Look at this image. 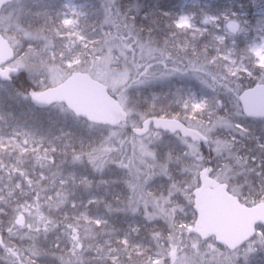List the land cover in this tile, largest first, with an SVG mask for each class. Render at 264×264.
<instances>
[{"label": "rangeland", "instance_id": "1", "mask_svg": "<svg viewBox=\"0 0 264 264\" xmlns=\"http://www.w3.org/2000/svg\"><path fill=\"white\" fill-rule=\"evenodd\" d=\"M184 1H181L175 13L162 12L148 6L146 11L138 12L139 19L134 23L136 29L130 23V17L124 14L125 9V12L128 9L133 12L141 9L132 0H53L52 10L48 9L43 0H15V6L12 8L16 11L18 7H22L23 2L24 6L35 7L38 10L36 14H31L30 9H27L25 15L41 17L46 25V31L53 36L58 46L57 50L49 46L37 49L35 54H39L40 58H36L34 64L27 60L30 58L25 54L15 55L9 64L10 68L18 71L16 75L21 72L37 87L38 91L30 92L38 93L39 90L56 86L73 72H85L106 85L109 92L124 107L121 100L123 94L129 87H136L138 82L135 80L141 76L131 75L138 69L136 66L138 63L144 64L142 72L144 79L150 85L156 81L169 83L166 81L173 77L178 78V83L184 80L187 84H194L193 87L197 91L186 84L187 89L184 88L183 91L179 88L174 96L167 99V102L180 104L179 110L186 115L185 124H182L198 131L206 138L205 146L177 133L162 135L153 130L142 137L135 136L131 131V134L124 138H121L124 135H119L118 131H116L117 136L115 132H110L108 140H104L106 142L103 144L104 147L102 146V149H109L115 138H119L114 147L115 153L117 150L122 151L123 154L120 155L125 156L132 175L135 173L136 178H139L140 174L144 176L143 180L136 179L132 182L134 195L143 197L148 206L149 204L152 206L151 211L156 217L169 213L170 203L173 207L179 199L193 197V190L200 185V173L206 167H210V177L221 184L229 185L234 193L238 192L233 181L238 176L231 174L234 171L232 158L237 156L234 149L236 136L233 133L241 130L234 123H227L225 119L211 121L208 117L210 113L205 110L208 107L211 110L208 99L213 98L220 90L222 93L230 94L239 106L238 97L244 90L239 87V80L246 82L255 79L259 81L256 84L264 82V0H223L218 14L210 12L214 0H204L202 3L196 0L187 3ZM1 13L0 31L12 48L18 42L14 44L11 41V38L16 39L9 34L13 26L20 33L18 38L23 34L27 38L40 41L36 31L26 33L20 25H16L18 22L16 18L15 25L14 22L10 25L11 14L6 10L3 12L1 10ZM159 24L174 28L176 38L172 43L180 51V55L184 50L186 51L185 48H188L189 43H193L190 47L192 51L196 50V46L200 52L190 63L174 67L172 72L175 75L173 73L170 75L165 69L163 62L166 61V57L162 56L163 48L157 46L156 42L140 40L137 35V28L140 25L143 30L150 32ZM157 41L159 45H164L163 41ZM191 56L192 54L185 59L188 60ZM39 68L42 70L40 71ZM13 76L15 75L10 74L8 79H13ZM130 81H133L132 84ZM214 105L212 104L213 107ZM125 110L130 116L131 129L139 128L144 120L135 117V112ZM221 133L230 136L228 141L220 139ZM101 141L103 142V139ZM53 143L54 141L41 133L36 125L18 120L0 107V171L11 167L13 163L10 164L9 161L15 162L22 157H29L32 160L28 164L31 167L30 178H18L20 181L15 182L14 185L17 190L8 191L6 188L8 181L0 179V205L5 204L10 207L13 201L8 198L15 193L25 199L27 194L32 195L33 187L37 188L34 198L43 199L46 188L39 185L42 181L47 183L48 189L56 185L59 188L65 187L66 181L61 180V176L50 179L48 167L42 164V161L53 151ZM173 144L180 147L179 151L182 152V163L185 165L184 178L188 186L177 187L175 196L171 200L164 195L147 196L148 191L161 187L164 184L163 179H167V175L171 174L166 161L161 159L160 150L163 153L165 148ZM208 146L216 156L223 155L228 162L222 164L219 170H214L216 173L220 171V174L223 172L226 179L214 174L211 164L210 166L205 164L207 158L202 156L201 147L208 150ZM4 211L7 210L2 208L0 214ZM21 214L24 215L22 212L14 214L10 220L16 224V219ZM88 215L86 210L81 218L87 221L90 219ZM25 216L22 227L26 226ZM104 216V214L94 216L93 220L99 224L104 221L102 218ZM183 217H185L183 212L182 215H175V218H179L176 222L177 229L182 230L178 231V236L167 238V244L159 245L164 255H155L154 261L164 257L165 263L161 264H264L263 232L257 231L249 243L230 252L216 244L213 239L201 241L191 232L195 220L184 223ZM127 231L136 233V227L129 225ZM182 231L185 233L184 236H180L183 234ZM175 241H180L181 245L177 247ZM99 250L110 259L115 253L108 242Z\"/></svg>", "mask_w": 264, "mask_h": 264}, {"label": "trees", "instance_id": "2", "mask_svg": "<svg viewBox=\"0 0 264 264\" xmlns=\"http://www.w3.org/2000/svg\"><path fill=\"white\" fill-rule=\"evenodd\" d=\"M52 1L43 0L51 10L54 9ZM132 1H135L141 9L136 12L129 9L125 12V9L124 14L130 17V23L135 27L134 23L139 19L138 12L146 11L148 6L162 12L175 13L182 0ZM203 1L200 0V2ZM222 1L214 0L210 12L218 14ZM14 2L15 0H10L2 8V12L6 10L8 14H11L10 25L12 22L15 25L16 18L18 20L16 25H20L26 33L36 31L37 38L40 39L35 41L23 34L18 38L20 33L13 26L9 34L16 38L15 40L11 38L14 44L18 41L13 48L15 55L25 54L30 58L27 60L33 63L36 62V58H40L35 51L42 46L57 50L58 46L53 36L46 31L42 18L25 15L27 9H30L31 14H36L38 10L33 6H24L23 2L22 7H18L15 11L12 9L15 6ZM141 26L137 28L138 38L156 42L157 46L163 48L162 56L166 57L163 64L170 75L172 73L175 75L172 72L174 67L184 66L200 54L196 46V50L192 51L190 47L193 43H189L188 48H185L186 51L184 50L180 55V51L172 43V40L176 38L174 28L159 24L147 32ZM0 33L2 34L1 31ZM157 40L163 41L164 45H159ZM190 54L192 56L188 60L185 59ZM136 66L138 69L131 75L141 76L135 80L138 85L129 87L123 94L121 100L124 110L135 112V117L141 120L164 117L176 119L185 124L186 115L179 110L180 104L178 105L177 102L169 104L167 99L174 96L179 88L183 91L184 88L187 89L185 87L187 83L184 80L178 83V78L173 77L166 81L169 83L156 81L150 85L144 79L142 72L144 64L138 63ZM132 82L130 81V84ZM257 82L259 81L255 79L246 82L239 80V87L245 90ZM187 85H191V88L197 91L193 83ZM31 90L38 91L34 83L21 72L7 82H0V107L18 120L33 123L41 133L54 141L53 151L42 161V164L48 167L50 179L61 176V180H65L66 185L64 188L52 185L54 187L48 189L47 183L42 181L39 185L46 188L43 199L34 198L37 188L33 187L32 190L30 189L32 195L27 194L25 199L22 195L15 193L8 198L13 201L10 207L5 204L0 205V210L2 208L7 210L0 214V264H10V262L11 264L165 263L164 257L154 261L155 255H164L159 245L167 244V238L178 236V231L182 230L177 229L176 222L179 218H175V215H182L183 212L184 223L195 219L192 197L179 199L173 207L170 203V212L156 217L151 211L152 206L150 204L148 206L142 196L140 198L134 195L132 182L136 179L143 180L144 176L140 174L139 178H136L135 173L132 175L125 156L120 155L123 154L122 151L117 150L115 153L114 147L119 138H115L109 149H102L106 142L104 140H108L110 132H115L117 136L116 131H118L119 135H124L121 138L131 134L130 116L127 114V125H123L77 118L60 103L46 108H35L29 101L28 95ZM110 94L115 97L112 93ZM208 100L211 110L208 107L205 111L210 113L208 117L211 121L225 119L227 123L232 122L241 130L233 133L236 136L234 149L237 156L232 158L234 171L231 174L238 176L233 180L238 192L234 193L235 191L231 190L229 185L226 188L244 205L250 206L264 202V120L246 119L241 114L237 102L230 97V94L222 93L221 90ZM212 104H215L214 107ZM219 136L225 142L230 137L226 133H221ZM175 145H169L163 153L160 150L161 159L166 161L171 174L167 175V179H163L164 184L161 187L148 191L147 196L164 195L171 200L175 196L177 187L188 186L184 178L185 165L182 163V152L179 151L180 147ZM201 154L209 160V163L206 160L205 164L209 166L211 164L213 173L214 170H219L222 164L228 163L223 155L216 156L209 146L208 150L201 147ZM31 161L29 157H22L15 162L9 161L10 164L13 163L11 167L0 171V179L8 181L6 184L8 191L17 190L14 185L20 181L18 178H30L31 167L28 164ZM214 174L219 175L221 179H226L223 172ZM23 187L25 188V185ZM86 210L89 213L87 217L90 218L87 221L81 218ZM18 212L26 215L25 227H19L10 220V217ZM101 214L105 215L102 217L104 221L96 224L93 218ZM129 225L136 227V233L127 231ZM257 231L263 232L264 235V227H258ZM182 232L180 236L185 235L184 231ZM107 242L115 250L111 259L99 250ZM180 243L175 241L177 247L181 245Z\"/></svg>", "mask_w": 264, "mask_h": 264}, {"label": "water", "instance_id": "3", "mask_svg": "<svg viewBox=\"0 0 264 264\" xmlns=\"http://www.w3.org/2000/svg\"><path fill=\"white\" fill-rule=\"evenodd\" d=\"M10 0H0L2 6ZM14 59L8 41L0 34V80L18 71L6 65ZM30 102L37 108L55 103L64 104L76 117L105 123L126 125L127 114L120 103L112 97L108 88L84 72H74L60 84L41 92H29ZM243 115L248 119L264 120V82L245 89L238 97ZM104 116H106L105 119ZM150 129L178 133L196 143H206L198 131L188 128L180 121L168 118H148L139 128H132L137 137L146 135ZM209 167L200 173V186L193 190V207L196 214L191 229L200 240L213 237L214 241L229 251L249 242L257 226L264 227V202L246 206L230 194L224 184L216 182L207 174ZM16 224L22 227L24 216H18ZM174 257V252L172 259Z\"/></svg>", "mask_w": 264, "mask_h": 264}]
</instances>
